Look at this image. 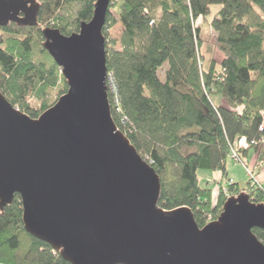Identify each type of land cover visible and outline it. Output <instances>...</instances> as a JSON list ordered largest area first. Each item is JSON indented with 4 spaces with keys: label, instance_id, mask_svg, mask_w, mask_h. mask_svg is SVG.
<instances>
[{
    "label": "trees",
    "instance_id": "1",
    "mask_svg": "<svg viewBox=\"0 0 264 264\" xmlns=\"http://www.w3.org/2000/svg\"><path fill=\"white\" fill-rule=\"evenodd\" d=\"M96 1L36 0V27L0 28V93L29 118L56 103L48 102L53 91L59 89V98L67 91L42 31L77 33L91 20ZM117 23L121 34L110 40ZM204 28L222 55L205 68ZM102 34L107 74L116 86L117 103L108 93L112 120L158 175V206L188 208L201 229L230 197L245 193L251 203L264 204L263 182L253 186L247 177L240 191L226 170L238 139L264 140V0H111ZM247 150L264 164V144L239 151L240 157ZM199 172L220 178L209 184L198 180ZM252 233L264 246V231ZM0 264H69L24 231L17 195L0 212Z\"/></svg>",
    "mask_w": 264,
    "mask_h": 264
},
{
    "label": "water",
    "instance_id": "2",
    "mask_svg": "<svg viewBox=\"0 0 264 264\" xmlns=\"http://www.w3.org/2000/svg\"><path fill=\"white\" fill-rule=\"evenodd\" d=\"M111 0L68 37L43 47L67 91L37 119L0 93V212L19 196L22 225L69 264H264V204L228 198L199 228L185 207L158 206V175L117 129L106 88L102 29ZM36 0H0V28L36 27Z\"/></svg>",
    "mask_w": 264,
    "mask_h": 264
},
{
    "label": "rangeland",
    "instance_id": "3",
    "mask_svg": "<svg viewBox=\"0 0 264 264\" xmlns=\"http://www.w3.org/2000/svg\"><path fill=\"white\" fill-rule=\"evenodd\" d=\"M63 13L66 15L68 13H66V11H63ZM112 15L114 16V18L116 17L115 11H111ZM201 23V19H198L196 21V26L200 25ZM122 28L120 26L119 23H117L112 29H110L108 31V37L110 40H118L120 34H121ZM1 34V33H0ZM211 34H207V32H205V28L203 29V34H202V40H203V45L201 47L200 50V54L202 55L204 62H202L204 68L208 65L207 63L209 62V60H214L216 61L217 64L220 63L221 59H222V55L216 51L212 45L210 43H208L207 41L209 40ZM118 48V47H116ZM166 65H164V67H162V70L158 71V77L161 81H163V71L166 69ZM59 95V89H56L55 91L52 92L51 96L49 97V104H52L53 102H57V100L59 99L58 97ZM29 105L33 106L35 103L34 102H28ZM17 109V108H16ZM247 161V160H246ZM249 164V163H248ZM250 168H254L249 164ZM226 170L229 173V176L236 182L238 189L244 190L246 188V181L247 179V174L244 170V168L239 164V163H234L233 160L228 159L227 163H226ZM201 174L199 175H212L211 173L205 172L202 174V172H199ZM216 177L212 175V177H209L208 180L210 182V184L215 181ZM254 178H256V180L258 182H261V180L258 178V176L255 173V168H254ZM208 182V183H209ZM204 185V184H202Z\"/></svg>",
    "mask_w": 264,
    "mask_h": 264
},
{
    "label": "built area",
    "instance_id": "4",
    "mask_svg": "<svg viewBox=\"0 0 264 264\" xmlns=\"http://www.w3.org/2000/svg\"><path fill=\"white\" fill-rule=\"evenodd\" d=\"M106 88H107V93L112 95L114 100H115V103H117L116 86H115V82H114V79H113L111 74H107V76H106ZM260 130H262V129L260 128ZM263 144H264V140H261V141L255 140L253 142H249L247 138L241 137L240 139H238L236 141L234 146L231 148V157H230L231 160H233L234 163H239L244 168V170L247 174V177L251 182V185L257 186V187H260V184L256 180V178H254V170L252 168H250L246 159L240 157L239 151L245 150V149H248L251 147L263 145ZM210 222H212V221H209V219H208L206 224H208Z\"/></svg>",
    "mask_w": 264,
    "mask_h": 264
},
{
    "label": "crops",
    "instance_id": "5",
    "mask_svg": "<svg viewBox=\"0 0 264 264\" xmlns=\"http://www.w3.org/2000/svg\"><path fill=\"white\" fill-rule=\"evenodd\" d=\"M214 103L215 104H220L224 105L223 101H221L218 98H214ZM243 158L247 160V162L255 168V173L258 176V178L261 180V182L264 183V164H260L258 161V155L253 151V150H247L245 153L242 155ZM213 176H215L216 180L220 178V175L217 173H212ZM212 175H198L199 181L202 180L203 182H209L208 178L212 177ZM227 178L232 180L233 183H236L230 176L229 173L227 172Z\"/></svg>",
    "mask_w": 264,
    "mask_h": 264
},
{
    "label": "bare ground",
    "instance_id": "6",
    "mask_svg": "<svg viewBox=\"0 0 264 264\" xmlns=\"http://www.w3.org/2000/svg\"><path fill=\"white\" fill-rule=\"evenodd\" d=\"M259 140V138H257Z\"/></svg>",
    "mask_w": 264,
    "mask_h": 264
}]
</instances>
